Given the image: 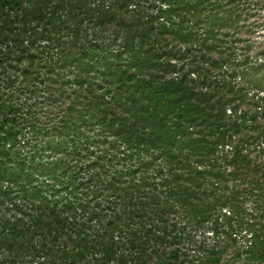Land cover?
I'll list each match as a JSON object with an SVG mask.
<instances>
[{
    "label": "trees",
    "instance_id": "trees-1",
    "mask_svg": "<svg viewBox=\"0 0 264 264\" xmlns=\"http://www.w3.org/2000/svg\"><path fill=\"white\" fill-rule=\"evenodd\" d=\"M258 2L0 0V264H264Z\"/></svg>",
    "mask_w": 264,
    "mask_h": 264
},
{
    "label": "rangeland",
    "instance_id": "rangeland-1",
    "mask_svg": "<svg viewBox=\"0 0 264 264\" xmlns=\"http://www.w3.org/2000/svg\"><path fill=\"white\" fill-rule=\"evenodd\" d=\"M259 5L257 6V11L255 15H249L248 22L249 24H252V30L244 31L242 30L238 35L241 36L243 39L242 42H239L237 45L241 46L244 45L249 53H251L252 56L259 55L264 57V3L258 2ZM251 8V7H250ZM4 49L3 43L0 44V50ZM1 68V67H0ZM0 73V77H1ZM192 238L194 239H200L205 238L209 239L208 237L211 236L210 231L204 230V233L202 232V229H193L191 231Z\"/></svg>",
    "mask_w": 264,
    "mask_h": 264
}]
</instances>
